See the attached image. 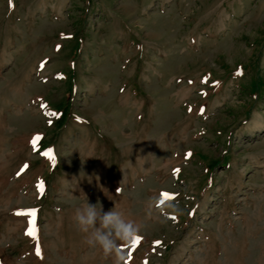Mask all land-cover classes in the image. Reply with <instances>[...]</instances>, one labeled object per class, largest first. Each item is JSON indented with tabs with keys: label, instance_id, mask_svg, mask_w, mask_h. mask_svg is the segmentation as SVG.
I'll return each mask as SVG.
<instances>
[{
	"label": "rangeland",
	"instance_id": "1",
	"mask_svg": "<svg viewBox=\"0 0 264 264\" xmlns=\"http://www.w3.org/2000/svg\"><path fill=\"white\" fill-rule=\"evenodd\" d=\"M86 199L125 264H264V0H0V264H115Z\"/></svg>",
	"mask_w": 264,
	"mask_h": 264
},
{
	"label": "clouds",
	"instance_id": "2",
	"mask_svg": "<svg viewBox=\"0 0 264 264\" xmlns=\"http://www.w3.org/2000/svg\"><path fill=\"white\" fill-rule=\"evenodd\" d=\"M119 191V189H117ZM171 211L179 215L181 209L171 206ZM74 220L79 230L86 234L85 242L92 247H99L105 256H114L115 264H125V257L120 252V242H130L140 233V225L127 219L115 206L108 211L97 200L86 201L75 209Z\"/></svg>",
	"mask_w": 264,
	"mask_h": 264
},
{
	"label": "snow or ice",
	"instance_id": "3",
	"mask_svg": "<svg viewBox=\"0 0 264 264\" xmlns=\"http://www.w3.org/2000/svg\"><path fill=\"white\" fill-rule=\"evenodd\" d=\"M36 139H39V137H37ZM33 143L35 144V140L33 141ZM48 155H51V154L49 153ZM162 195L164 196L165 199L173 198L168 193H163ZM17 214L19 215L20 213H17ZM32 215H35V213L33 212ZM33 224H34V222H33ZM26 234L29 235V236H35L36 235L35 228L33 227V228L29 229V231ZM139 241H140V237L135 238V242L136 243H139ZM37 254L38 255L40 254L39 253V249H37Z\"/></svg>",
	"mask_w": 264,
	"mask_h": 264
}]
</instances>
